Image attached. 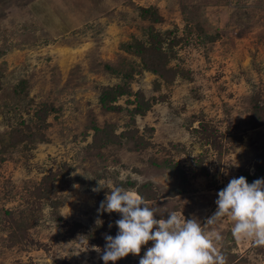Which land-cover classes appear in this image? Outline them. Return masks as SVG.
Listing matches in <instances>:
<instances>
[{
  "label": "rangeland",
  "instance_id": "1",
  "mask_svg": "<svg viewBox=\"0 0 264 264\" xmlns=\"http://www.w3.org/2000/svg\"><path fill=\"white\" fill-rule=\"evenodd\" d=\"M151 28L173 82L142 67ZM240 176L264 179V0H0V264H104L121 218L100 211L107 187L204 225ZM233 224L214 226L227 264H264Z\"/></svg>",
  "mask_w": 264,
  "mask_h": 264
},
{
  "label": "clouds",
  "instance_id": "2",
  "mask_svg": "<svg viewBox=\"0 0 264 264\" xmlns=\"http://www.w3.org/2000/svg\"><path fill=\"white\" fill-rule=\"evenodd\" d=\"M120 179L124 180L123 174ZM99 184L105 188L101 181ZM107 189L110 191L101 202L100 211L116 212L121 218L115 222L117 235H105L101 257L104 264H115L129 254L139 256L150 241L153 244L139 264H227L219 248L223 236L214 227L225 216L234 222L232 235L237 241L250 240L256 246H264V179L252 183L244 176L231 179L218 192L217 210L204 225L175 211L157 218V210L137 191L118 186ZM101 223L98 219L97 224Z\"/></svg>",
  "mask_w": 264,
  "mask_h": 264
},
{
  "label": "trees",
  "instance_id": "3",
  "mask_svg": "<svg viewBox=\"0 0 264 264\" xmlns=\"http://www.w3.org/2000/svg\"><path fill=\"white\" fill-rule=\"evenodd\" d=\"M46 3H41L39 4V6H36L37 8L40 6L45 5ZM33 9V8H32ZM35 10V9H33ZM142 15L143 16H148L150 14H153L155 17H153L154 20H159V16L157 14V12L154 13V9L153 8H142ZM36 12L39 10H35ZM38 14V12H37ZM157 14V15H156ZM44 16L50 18V16H60L59 11L55 8L52 9L51 5L48 4V6L44 9ZM47 18V19H48ZM49 20V19H48ZM150 39H151V44L147 47V49H145L144 52H139L142 56V67L144 69H146L147 71L153 72V73H158V74H163L166 72L168 73L169 78L171 79H167V81H174V77H175V73L176 70L174 69H168L166 67L167 65V55L166 52H164L162 50V37H160V33L156 32L153 28L150 29ZM127 74V73H126ZM175 74V75H174ZM121 85H118L115 88H105L102 96H101V102L106 105L109 109L113 108L115 105H112V101L118 96V95H122L123 93H125V90H123L121 87ZM110 92H112V96L110 94ZM110 99V104H107V100ZM141 102L140 104L142 105L140 106H136L135 111L131 112L134 114H138V113H144L145 110L150 106L149 101L145 100L143 97L140 98ZM50 114V107L47 104H43V106L40 108V110H38L36 112V116L38 118L39 116V122H41L42 124H44V126H46V118L47 116ZM208 129H212L211 125H208ZM97 131H99L98 128H96ZM113 133V132H112ZM147 184H145L144 186H146ZM137 192L145 199H148L147 196H145V191L141 190V188L137 189ZM145 192V193H144ZM15 222L19 223L18 220H15ZM16 223V224H17Z\"/></svg>",
  "mask_w": 264,
  "mask_h": 264
}]
</instances>
